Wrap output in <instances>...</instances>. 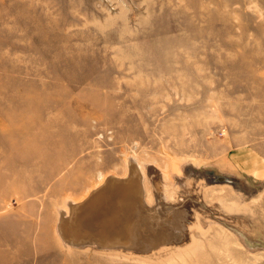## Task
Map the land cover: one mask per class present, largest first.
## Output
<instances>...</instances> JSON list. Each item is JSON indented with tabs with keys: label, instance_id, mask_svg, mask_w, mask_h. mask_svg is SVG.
Instances as JSON below:
<instances>
[{
	"label": "rangeland",
	"instance_id": "obj_1",
	"mask_svg": "<svg viewBox=\"0 0 264 264\" xmlns=\"http://www.w3.org/2000/svg\"><path fill=\"white\" fill-rule=\"evenodd\" d=\"M12 114L0 264H264V176L233 162L264 154V0H0V118ZM131 157L184 196L204 171L244 190L191 198L188 243L158 257L68 249L56 206Z\"/></svg>",
	"mask_w": 264,
	"mask_h": 264
},
{
	"label": "bare ground",
	"instance_id": "obj_2",
	"mask_svg": "<svg viewBox=\"0 0 264 264\" xmlns=\"http://www.w3.org/2000/svg\"><path fill=\"white\" fill-rule=\"evenodd\" d=\"M9 99V103H13L12 98ZM32 103H28L31 110ZM15 122L13 114L4 120L0 118V124L3 126L5 123L14 126ZM53 137L49 138L52 140ZM62 141L55 139L53 143L58 147ZM51 145L53 144L49 146ZM47 148L45 155L52 156L51 148ZM42 151L39 150L40 153ZM55 155L60 154L54 153ZM150 166L152 167L148 168V175L151 183L147 176V166L131 157L126 160L124 174L109 173L97 186L89 188L82 199L70 198V195H67L62 203L56 206L59 210L56 232L62 244L68 249L91 245L90 247L107 253L158 257L185 246L191 237L190 230L186 228L187 224L195 220L196 210L191 209V198L200 196L207 186L217 183L235 185L237 190H244L223 172L214 174L204 171L192 175L186 181L184 196L181 190L167 184L164 174L166 183L161 181L159 170L153 165ZM204 175L209 176L205 178ZM153 192L157 201L155 206H150L153 205ZM145 200L148 206L143 203Z\"/></svg>",
	"mask_w": 264,
	"mask_h": 264
},
{
	"label": "crops",
	"instance_id": "obj_3",
	"mask_svg": "<svg viewBox=\"0 0 264 264\" xmlns=\"http://www.w3.org/2000/svg\"><path fill=\"white\" fill-rule=\"evenodd\" d=\"M248 156L250 160L247 159ZM233 162L241 174H258L260 176H264V154L256 149L251 148L249 152L243 153L242 151H235V159L233 158Z\"/></svg>",
	"mask_w": 264,
	"mask_h": 264
}]
</instances>
